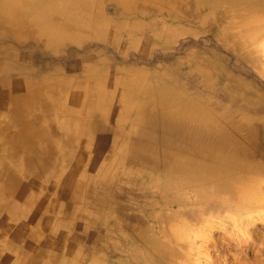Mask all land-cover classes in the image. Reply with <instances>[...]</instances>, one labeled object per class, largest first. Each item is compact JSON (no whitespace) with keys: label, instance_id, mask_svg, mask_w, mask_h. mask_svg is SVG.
Returning <instances> with one entry per match:
<instances>
[{"label":"rangeland","instance_id":"1","mask_svg":"<svg viewBox=\"0 0 264 264\" xmlns=\"http://www.w3.org/2000/svg\"><path fill=\"white\" fill-rule=\"evenodd\" d=\"M211 1L0 0L15 19L3 25L10 40L2 55L28 79L38 73L42 82L58 81L60 107L67 100L76 106L79 147L63 166L77 164L84 197L64 202L73 204L74 217L79 212L85 234L63 236V247L74 250L66 257L76 254L80 264H167L163 252L168 264H264V175L256 189L261 204L246 213L220 202L222 196H201L206 184L196 181L159 189L153 182L168 178L165 168L113 164L124 142L138 138L123 121L121 95L143 81L182 88L214 113L264 128V9L247 23L252 38L245 41L240 19L250 9ZM58 116L64 134V115ZM55 138L57 149L65 146ZM92 144L93 154L86 148ZM9 240L7 246L0 239V250L17 248L18 240Z\"/></svg>","mask_w":264,"mask_h":264},{"label":"crops","instance_id":"2","mask_svg":"<svg viewBox=\"0 0 264 264\" xmlns=\"http://www.w3.org/2000/svg\"><path fill=\"white\" fill-rule=\"evenodd\" d=\"M6 17L0 13V239L5 238L8 246L11 237L18 245L12 250L1 248L0 254L11 253L0 264H80L81 257H66V252L74 250L63 247L65 234L81 237L82 230L85 234L79 212L74 217L73 204L64 202L65 197L73 201L84 197L81 186L85 183L79 182L77 164L63 166V158L73 156L79 147L74 141L78 132L73 130L77 128L76 106L67 100L60 107L58 81L42 82L38 73L28 79L23 70L15 69L10 57L2 55L10 40L2 27L9 23ZM59 113L64 115V120L59 119L64 134L54 120ZM55 137L63 139L65 146L57 149ZM86 148L93 154V144ZM92 154L88 163L93 167ZM50 238L57 242L54 249L47 247ZM37 240L41 242L38 248Z\"/></svg>","mask_w":264,"mask_h":264},{"label":"bare ground","instance_id":"3","mask_svg":"<svg viewBox=\"0 0 264 264\" xmlns=\"http://www.w3.org/2000/svg\"><path fill=\"white\" fill-rule=\"evenodd\" d=\"M211 2L224 3L229 10L232 5L248 7L250 10L241 14L240 21L245 25V41L252 38L250 28L246 30L247 23L256 11L264 9V0ZM7 8L8 3H4L0 13L7 16ZM6 18L15 22L14 18ZM121 98L125 106L123 121L132 123L138 138L124 142L114 165L124 160L165 168L170 174L168 178L153 182L159 189L174 190L196 181L207 185L201 196H222L220 202L232 207L236 204L246 213L261 204L262 194L256 189L259 177L264 175V162L259 160L264 158V128H257L251 121H238L226 113H214L174 86H153L143 81L135 90L125 88ZM162 254L168 264L166 254Z\"/></svg>","mask_w":264,"mask_h":264}]
</instances>
